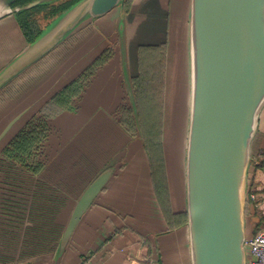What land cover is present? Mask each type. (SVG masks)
I'll use <instances>...</instances> for the list:
<instances>
[{
	"label": "crops",
	"instance_id": "0c3cea01",
	"mask_svg": "<svg viewBox=\"0 0 264 264\" xmlns=\"http://www.w3.org/2000/svg\"><path fill=\"white\" fill-rule=\"evenodd\" d=\"M189 1L135 0L128 13L118 8L88 21L0 90V264H190L187 228L165 233L168 226L154 193L140 130L136 124L134 136L124 124L125 113L134 114L141 47L167 45L166 70L175 102L188 93L185 113L188 110L184 24ZM20 13L0 15V74L30 44L19 24ZM108 53L109 58L95 66ZM93 66L80 93L57 113L52 100ZM177 106L173 104L175 112H183ZM50 109L53 114L46 117ZM179 122L176 142L165 147L175 214L184 212L179 179L184 176L183 188L187 123ZM32 123L42 124L44 139L30 159L34 169H28L4 152ZM263 151L264 111L252 142L248 184L258 204L247 203V237L264 228V170L258 167ZM108 169L113 171L111 180L62 250L77 201Z\"/></svg>",
	"mask_w": 264,
	"mask_h": 264
},
{
	"label": "water",
	"instance_id": "95a60500",
	"mask_svg": "<svg viewBox=\"0 0 264 264\" xmlns=\"http://www.w3.org/2000/svg\"><path fill=\"white\" fill-rule=\"evenodd\" d=\"M17 1L0 0V15L50 3L37 0L13 7ZM124 1L81 0L63 12L0 74V90L86 22L105 17ZM189 2L190 101L185 113V98L180 103L178 99L183 112L175 116L178 123L188 116L182 213L187 215L190 264H247L248 175L252 142L264 111V0ZM132 100L144 141L133 95ZM112 174V169L101 173L77 201L61 240L62 250Z\"/></svg>",
	"mask_w": 264,
	"mask_h": 264
},
{
	"label": "trees",
	"instance_id": "16d2710c",
	"mask_svg": "<svg viewBox=\"0 0 264 264\" xmlns=\"http://www.w3.org/2000/svg\"><path fill=\"white\" fill-rule=\"evenodd\" d=\"M37 0H18L13 7L26 6ZM81 0H59L41 4L23 11L18 15L20 27L30 44L34 43L44 29L63 12ZM135 0H125L121 9L128 13ZM104 54L95 64L100 65L109 58ZM140 77L134 81L135 96L138 107L139 124L144 138V147L151 169V182L158 205L168 226L165 233L173 232L187 224L186 214H175L172 211L170 192L167 182V171L163 148L164 130V90L167 62V45L160 47H141ZM94 66L83 77L68 86L52 100L51 105L57 113L69 105L70 100L80 93L84 79L92 74ZM46 117L52 116L53 109L45 110ZM30 124L6 148L5 154L15 164L34 169L30 166L33 151L44 139V128L41 123ZM125 126L131 134L136 133V120L132 112L125 113ZM258 167L264 170V151L260 154Z\"/></svg>",
	"mask_w": 264,
	"mask_h": 264
},
{
	"label": "rangeland",
	"instance_id": "374dc122",
	"mask_svg": "<svg viewBox=\"0 0 264 264\" xmlns=\"http://www.w3.org/2000/svg\"><path fill=\"white\" fill-rule=\"evenodd\" d=\"M188 13L186 15V20H185V35L187 34V28H188ZM169 71L170 69L166 70V75H165V90H164V105H165V111H164V130H163V148H164V154H165V147H170L171 145H174V143L176 142L175 138H176V127L179 125L178 121L176 120V112L175 109H173V104H178L177 102H175V97H174V92L172 89V78H168L169 75ZM180 86V85H179ZM187 95L188 93H186L185 95V99L187 100ZM177 100L180 98H176ZM180 103V102H179ZM178 107V106H177ZM187 119L188 116L186 114V116H184V122L187 123ZM188 128V127H187ZM186 130V128H185ZM165 159H166V154H165ZM184 176L181 175V180L180 184H181V189L182 188V180H183ZM180 184L179 187L177 189L178 193L180 192ZM171 190V187H170ZM172 195V192H171ZM182 202H183V207L181 208L182 211L186 210V206H185V200L182 198Z\"/></svg>",
	"mask_w": 264,
	"mask_h": 264
},
{
	"label": "built area",
	"instance_id": "2783aa9c",
	"mask_svg": "<svg viewBox=\"0 0 264 264\" xmlns=\"http://www.w3.org/2000/svg\"><path fill=\"white\" fill-rule=\"evenodd\" d=\"M247 202L258 204L256 193L249 190ZM245 248L247 252V264H264V228L252 237H247ZM150 264V261L145 262Z\"/></svg>",
	"mask_w": 264,
	"mask_h": 264
},
{
	"label": "bare ground",
	"instance_id": "6f19581e",
	"mask_svg": "<svg viewBox=\"0 0 264 264\" xmlns=\"http://www.w3.org/2000/svg\"><path fill=\"white\" fill-rule=\"evenodd\" d=\"M179 172V171H178Z\"/></svg>",
	"mask_w": 264,
	"mask_h": 264
}]
</instances>
